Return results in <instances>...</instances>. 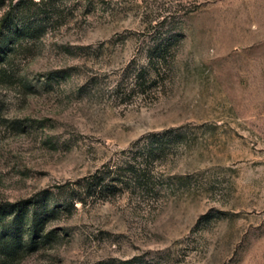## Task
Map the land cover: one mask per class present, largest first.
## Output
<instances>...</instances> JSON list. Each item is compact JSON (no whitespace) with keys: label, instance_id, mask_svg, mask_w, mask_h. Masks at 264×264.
I'll return each instance as SVG.
<instances>
[{"label":"rangeland","instance_id":"374dc122","mask_svg":"<svg viewBox=\"0 0 264 264\" xmlns=\"http://www.w3.org/2000/svg\"><path fill=\"white\" fill-rule=\"evenodd\" d=\"M34 1L0 0V264H264V0Z\"/></svg>","mask_w":264,"mask_h":264},{"label":"trees","instance_id":"16d2710c","mask_svg":"<svg viewBox=\"0 0 264 264\" xmlns=\"http://www.w3.org/2000/svg\"><path fill=\"white\" fill-rule=\"evenodd\" d=\"M43 1V0H42ZM32 4H37L36 1L34 0H18V3L16 4V6L18 7V13L20 12L23 13L21 10L27 11L28 8H30V5ZM24 7V8H23ZM14 9V8H13ZM13 9H10V11H6L3 15V17L0 19V57H7L8 56V49L5 45H3L2 43V36L4 35V31L6 30L7 27H9L11 24H21L24 26V28H26L27 25H29V16H13L12 15V11ZM21 9V10H20ZM24 14V13H23ZM86 188L87 191L86 193H90L94 191H98L99 192H103V190L105 188H107V185L105 186L104 183V178L101 177V179H99L98 182H87L86 183ZM108 189V188H107ZM92 190V191H91ZM1 215V213H0ZM1 218V217H0ZM28 222V220H27ZM44 223V219L39 215L36 214L32 219H31V224L27 223L26 225H28L26 231H27V236H28V240L27 241H23L24 242V249L25 250L28 245L31 246L33 243L36 244V239L39 237V233L42 231L41 226ZM1 225V224H0ZM4 227V226H3ZM21 248H15L12 251V259L7 260L6 262H3L2 264H11L12 260H14L16 257H18V253L19 250Z\"/></svg>","mask_w":264,"mask_h":264}]
</instances>
